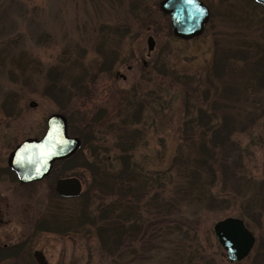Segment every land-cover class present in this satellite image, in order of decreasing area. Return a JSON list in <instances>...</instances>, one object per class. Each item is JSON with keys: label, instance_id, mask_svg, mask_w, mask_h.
I'll list each match as a JSON object with an SVG mask.
<instances>
[{"label": "rangeland", "instance_id": "1", "mask_svg": "<svg viewBox=\"0 0 264 264\" xmlns=\"http://www.w3.org/2000/svg\"><path fill=\"white\" fill-rule=\"evenodd\" d=\"M160 1L0 0V121H9L13 104L39 136L46 118L61 113L70 136L83 140L74 158L31 187L23 230L38 218L71 221L82 210L95 217L120 200L90 229L34 237L30 249L41 248L50 264H264V87L246 85L255 55L264 53V11L253 0H202L211 10L209 23L185 41L173 36ZM201 112L231 135L213 181L205 168L190 176L203 139L198 128L190 146L180 145L181 125ZM125 141L133 145L122 150ZM122 155L135 170L133 194L109 196ZM60 176L80 181L78 198L49 193L44 185ZM200 189L213 199L197 201ZM226 218L241 219L254 237L250 253L233 263L213 229ZM113 221L125 229L119 249L113 238L103 245L97 234L98 226L115 228ZM13 230L7 225L0 234Z\"/></svg>", "mask_w": 264, "mask_h": 264}, {"label": "water", "instance_id": "2", "mask_svg": "<svg viewBox=\"0 0 264 264\" xmlns=\"http://www.w3.org/2000/svg\"><path fill=\"white\" fill-rule=\"evenodd\" d=\"M264 5V0H256ZM160 12L170 18L174 37L191 40L203 34L209 21V10L200 0H161ZM154 49L152 37L147 39V53ZM31 105H35L31 103ZM46 132L40 139L23 142L12 153L9 164L23 182L37 181L48 175L56 161L72 157L81 147L78 137L68 134V121L64 115L51 114L46 120ZM56 192L62 197H78L81 183L76 178L61 180ZM215 237L224 249L228 263L244 259L251 251L254 237L239 218H226L214 225ZM39 264H48L42 255L35 253Z\"/></svg>", "mask_w": 264, "mask_h": 264}, {"label": "flooded vegetation", "instance_id": "3", "mask_svg": "<svg viewBox=\"0 0 264 264\" xmlns=\"http://www.w3.org/2000/svg\"><path fill=\"white\" fill-rule=\"evenodd\" d=\"M253 2L255 3V5L260 6L264 11L263 4L258 3L256 0H253ZM203 4L209 10L210 20L211 10L206 3L203 2ZM130 69V67L127 68V70ZM117 78H121L122 80L126 79L123 75L120 74H117ZM12 105L10 107L11 118L9 119V121H7V119H3L0 121V127L3 126L5 128L4 135L0 134V230H2L7 225H10V229L14 228V230L9 233L6 232L2 235L0 234V264H39L36 261L35 253H39L40 255H42L44 260L48 264H50L46 258L44 251L39 247L30 249V243L32 242L34 237L40 234L57 233L65 235L66 233L56 230L57 226L59 227L60 225L56 222L55 218L53 219V230H48L51 220L47 217H44L41 220L38 218L36 221H34L32 228H30L29 230H23L22 227L24 226L23 224H26V221L23 219L25 216V211L22 209V206L25 202L33 201V191L31 188L32 186L42 182L46 178H49L54 170L55 165L65 163L66 160L74 157L77 153L68 159L54 162L48 175H46L42 179L31 182L21 181L17 171L14 170L9 164L10 157L12 153L17 149V147H19L23 142L29 139H40L45 134L47 129L46 120L50 115L44 121V127L42 128V132L40 133V135H34V124H31L30 120H25L23 118L19 119L20 114L22 116H24L25 114L23 112H20L18 108H13ZM29 107L35 108L36 105H31V103H29ZM1 110L2 109L0 108V111ZM9 126L11 127L10 139L7 136V128ZM78 138L81 140L82 145L83 140L80 137ZM64 179L68 178L60 176L56 179H53L52 181H47L44 186L48 189L49 193L55 195L57 199L78 198L62 197L56 192L55 189L57 183ZM18 201H21L22 205L18 203ZM16 214H19V216H16ZM20 217L21 220L18 219ZM18 223L21 225V227L18 226ZM28 224L29 222L26 224L27 228Z\"/></svg>", "mask_w": 264, "mask_h": 264}, {"label": "trees", "instance_id": "4", "mask_svg": "<svg viewBox=\"0 0 264 264\" xmlns=\"http://www.w3.org/2000/svg\"><path fill=\"white\" fill-rule=\"evenodd\" d=\"M255 50H257V49L255 48ZM248 53H249V48H244V50H243V57L244 58L243 59L246 58V55ZM255 56H256V58L254 60L255 65L253 66L254 71L252 73L253 77L246 80V85L261 90L264 87V68H263L264 67V53L259 51L257 53V55H255ZM102 65H103V68H107V67L109 68L110 67V65L109 66L105 65V63ZM108 68H107V70H108ZM248 86L245 87L244 94L248 92ZM204 93H206V92H204ZM185 101H186L185 106H184L185 107L184 111L186 114L185 117H188L187 115H188V113H190L189 94L185 95ZM69 122L71 125L70 118H69ZM229 123L230 122L228 121V124L226 125V120H224L223 126H226L227 130H230V124ZM197 128H198V131H200L199 133L203 135L202 136L203 139H201L197 143L198 149H197V151H195V154H194L195 156L193 158V163H192L193 164V170L191 171L190 176H191V178L192 177L196 178L197 171L199 170V168L200 169L205 168V171L209 174V176L211 177V179L213 181V179L216 177L215 173H216V168L218 167L217 164L219 162L220 152H221V150L223 152L226 147L231 145L230 144V142H231L230 131L225 132V131H223V129L220 130L219 128H215L213 125H211L210 117H208L207 115L205 116V114L203 112H201L200 114H198V117L196 119H192V116H191V118H187V120L184 121L183 125H181L180 131H179L180 145L181 144H186V145L188 144L190 146L189 143L191 141L193 142V138L197 134V132H195V130H197ZM120 144H121L120 148L122 150H126L129 147H132L131 145H133V142L132 141L131 142L125 141V142L120 143ZM74 157H72V158H74ZM120 157H121V163H122L120 170L115 172L114 174H112L110 176L111 178H109V183H108L109 188L107 190V195H109V196H111V195L125 196L127 194H133V188H131V182H132V180L135 179V170L130 166V164L127 160V158H128L127 156L122 155ZM70 159L66 160L65 162L69 161ZM178 161H180V160H178ZM200 165H202V166L200 167ZM130 167H131V170L133 172L130 170ZM194 167H195V169H194ZM97 171H99V169H97ZM101 173L102 172L99 171L98 176ZM190 183L191 182L189 180V184ZM103 185H107V184L105 183ZM193 185H195V182H193L191 184L192 187H194ZM197 187L198 186H196L194 188H197ZM194 195H195L197 201L201 200V198L206 199L205 195H208L210 198H212L209 194H207L205 192V190H201V189L199 190V192L196 190ZM116 201L114 202V204L118 205V206H115V205L110 206V207H107V209L101 207L98 209L99 212L97 211L98 213L95 217L94 216L91 217V215L93 214L92 212L89 213V212L82 210L80 212L79 216H77L73 220L69 221L70 218H68L67 221H69V222H67L63 219L62 220L56 219V221L60 222L59 223L60 226L59 227L57 226L56 230L60 231V232H66L67 230L70 231V229H78V228L90 229L91 227H94L95 221L97 218H103L106 213H108V212L113 213V212H115V210L117 208L120 207L118 204L120 202V200H116ZM210 204H211V202H210ZM253 208H254V206L252 205V210H253ZM122 209H123V214H129L130 213V214L136 216V218H137V215L133 209H130L129 207H124V206H122ZM119 218H120V215H119ZM53 223L54 222L50 223V227L48 230H53V227H54ZM110 224L114 225L116 227L113 229L110 228L107 230V228L109 227L108 224L105 227L98 226L97 227V234H98L99 239L103 245H105L107 243L109 238H111V239L113 238V242H114L115 247L119 249L122 245L123 238H125L124 237L125 229H124L123 223L113 221ZM123 242H124V240H123ZM122 248H123V246H122Z\"/></svg>", "mask_w": 264, "mask_h": 264}, {"label": "snow or ice", "instance_id": "5", "mask_svg": "<svg viewBox=\"0 0 264 264\" xmlns=\"http://www.w3.org/2000/svg\"><path fill=\"white\" fill-rule=\"evenodd\" d=\"M191 2V0H189V3Z\"/></svg>", "mask_w": 264, "mask_h": 264}]
</instances>
